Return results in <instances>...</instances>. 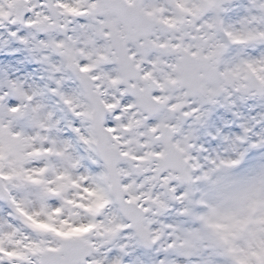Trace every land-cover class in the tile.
I'll list each match as a JSON object with an SVG mask.
<instances>
[{
	"label": "snow or ice",
	"instance_id": "snow-or-ice-1",
	"mask_svg": "<svg viewBox=\"0 0 264 264\" xmlns=\"http://www.w3.org/2000/svg\"><path fill=\"white\" fill-rule=\"evenodd\" d=\"M0 264H264V0H0Z\"/></svg>",
	"mask_w": 264,
	"mask_h": 264
}]
</instances>
